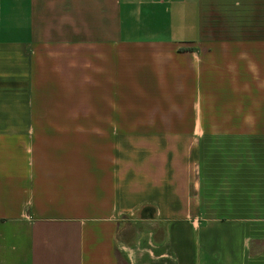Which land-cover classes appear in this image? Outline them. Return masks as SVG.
Listing matches in <instances>:
<instances>
[{"label": "crops", "instance_id": "obj_1", "mask_svg": "<svg viewBox=\"0 0 264 264\" xmlns=\"http://www.w3.org/2000/svg\"><path fill=\"white\" fill-rule=\"evenodd\" d=\"M229 6L0 0V264H264V0Z\"/></svg>", "mask_w": 264, "mask_h": 264}, {"label": "rangeland", "instance_id": "obj_2", "mask_svg": "<svg viewBox=\"0 0 264 264\" xmlns=\"http://www.w3.org/2000/svg\"><path fill=\"white\" fill-rule=\"evenodd\" d=\"M227 0H202V6H203V11H202V19H203V26L205 31V35L211 34V24H217L216 27H213L214 29H218L219 34H224L225 32L223 31L225 26H220L219 21H214V20H219L221 19L223 21V24L225 23H230V17H226V15L230 14V6L229 9L225 10V5H226ZM229 11V12H228ZM214 19V20H213ZM226 19V22L224 21ZM213 20V21H212ZM222 27V28H221ZM229 142V141H227ZM233 142V147H237L239 149L240 147V141H232ZM217 146H222L221 141L216 142ZM214 158H219V157H214ZM208 207V205H206ZM217 209L223 210L224 205L223 204H218Z\"/></svg>", "mask_w": 264, "mask_h": 264}, {"label": "trees", "instance_id": "obj_3", "mask_svg": "<svg viewBox=\"0 0 264 264\" xmlns=\"http://www.w3.org/2000/svg\"><path fill=\"white\" fill-rule=\"evenodd\" d=\"M148 212L147 215L150 216L151 212H153V208L152 207H145L144 209H142V213Z\"/></svg>", "mask_w": 264, "mask_h": 264}]
</instances>
